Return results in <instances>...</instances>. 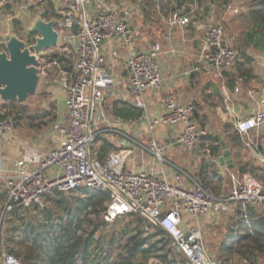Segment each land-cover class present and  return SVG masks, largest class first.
Wrapping results in <instances>:
<instances>
[{
  "label": "built area",
  "instance_id": "2783aa9c",
  "mask_svg": "<svg viewBox=\"0 0 264 264\" xmlns=\"http://www.w3.org/2000/svg\"><path fill=\"white\" fill-rule=\"evenodd\" d=\"M61 10L57 26L56 49L72 51V71L63 75L60 87L64 91L66 116L55 126L57 145L42 158L33 156L19 161L10 168L0 160V181L6 199L0 209L1 218L15 209L28 210L43 206V198L56 191L70 195L79 190L107 193L102 220L109 224L130 214L141 216L147 224L160 228L172 241L186 264H218L207 256L201 242L199 229L192 226L210 211L225 212L229 204L239 207L238 222L251 227L250 209L264 218V184L253 187L240 183L234 177L231 189L224 198L216 199L199 185L184 188L186 175H173V184L164 179L162 169L133 172L125 169L131 151L121 148L100 160L93 153L98 136L96 126L105 122L104 103L113 97L115 81L107 71L103 45L118 39L129 46L133 35L129 13L111 8L105 0H56ZM224 8V7H223ZM217 4L209 0V10L203 25L204 36L200 41V58L217 73L230 70L237 61V51L227 44L225 27L217 19ZM169 26H186L190 16L175 13ZM65 40L64 46L60 40ZM62 47V48H61ZM162 50L152 44L145 51H129L126 57V80L131 104L145 113L144 92L158 88L161 76L157 57ZM52 64L58 67L54 61ZM164 113L159 122L167 125L181 124L182 130L176 143L195 149L205 142V133L194 122L195 106L178 103L172 97L163 99ZM158 122H149L152 131ZM264 125V107L235 123L239 135H246ZM15 123L0 119V149L4 135L12 131ZM148 151L160 166L164 149L153 137L147 144ZM264 164V155L261 159ZM33 163L36 166H33ZM185 216L189 217L184 226ZM255 220V219H254ZM104 249V247H103ZM102 255L104 253L102 252ZM0 264H23L22 260L8 253L0 245Z\"/></svg>",
  "mask_w": 264,
  "mask_h": 264
},
{
  "label": "crops",
  "instance_id": "0c3cea01",
  "mask_svg": "<svg viewBox=\"0 0 264 264\" xmlns=\"http://www.w3.org/2000/svg\"><path fill=\"white\" fill-rule=\"evenodd\" d=\"M112 1L113 0H106V2L110 3L107 4L111 8L119 11H127L129 13L128 19L133 35V41L128 47L123 45L118 39L114 38L103 45V54L106 58L105 67L114 78L115 86L113 88V97L104 103L103 112L105 122L100 121L96 126L98 136L96 137L92 150L98 157L97 153L99 152L103 141L109 143L111 147L101 159L99 157L98 159L103 160L108 154L121 148H127L131 153L125 162L126 170L133 172H154L161 168L164 179L170 184H173V175L182 172L186 175L183 185L184 188H190L193 184H196L206 188L210 193L209 186L217 184L222 185L224 178L228 177L230 183L228 191L225 193L224 190H222L219 194L214 196L216 199L227 196L233 183L231 177H234L242 184L247 183V174H245L246 172L244 171L245 168L239 167H247L248 165H251L254 168L262 169L264 171V164L261 162L264 151L254 155L248 150L246 153L247 159L244 156H236L237 148L234 145L229 147L225 143V141H228L232 144L228 133L231 130V125L235 129V123L237 121L245 119L247 116L255 113L259 108L264 107V54L257 56L255 63L243 66L245 69L251 71L249 77L244 79L238 78L237 72H235V69L233 70V68L219 74L214 71V69L207 66L200 58V41L204 36L203 25L206 21L209 4L208 7L206 5V13H204L200 3H198L199 5L195 4L197 3L196 0L193 2L185 1L180 3V5H178L175 0H166L165 4H169L170 13L174 12L170 14L165 11L163 14V12H160L159 10H162L161 8L164 7V5L162 6L164 2H161L160 0H155L154 8H151V11L153 12L151 13L147 8L144 7L140 9L141 5H132L125 2V0L120 3H113ZM175 13L189 15L190 24L184 27L169 26L168 21ZM194 13L195 16H197L196 19L195 16H193ZM223 25L227 33V30L229 31V29H227L229 23L227 24V27L225 23ZM246 32L247 31H243L241 33V36L239 37L240 43L242 42L243 34ZM152 44H159L162 50L161 54L157 57L161 84L158 88H149L144 92L143 96L146 105L145 113L140 120L130 121L133 123H131L132 125L129 127V123L113 118L110 112V107L114 101L131 103L126 83L128 77L126 64L127 53L134 50L139 52L145 51ZM43 52H45V50H43ZM245 52L248 56H251L248 50L243 51V53ZM260 52H264V50ZM65 59H67L72 65V56L71 59ZM56 63L58 64L57 68L59 73L62 75H67V73L72 71V67L71 71L68 72L62 68L61 63ZM119 67L123 68L120 74L116 71ZM63 78L64 77L62 76L61 81ZM229 85L232 86L229 87ZM166 97H172L181 104H193L195 106L194 122L206 136L203 145L195 149L184 148L175 141L176 137L182 130V125H167L159 122V118L164 113L163 99ZM59 100L63 104V112L61 114L57 110V113L54 114L56 122L51 128V131L53 130L52 132L55 134L51 141L53 147L57 145V130L55 126L66 116V107L62 93L60 94ZM1 102L5 103L3 101ZM107 109L110 114L108 116L111 117V121L115 124H110L108 121ZM155 120L158 123L154 126L153 130L150 131L149 122ZM47 125L42 128L30 129L41 131L46 128ZM133 125H136V134L128 135L129 132H134ZM15 129L16 128L14 127L12 131L4 135L3 144L0 149V160L12 168L13 165L19 161L29 160L33 156H37L36 158H42L46 155L47 150L39 148V145L37 146L34 144L35 146H30L28 143H23L19 134L15 132ZM263 129L264 125L257 130H251L246 135H239L236 129L235 131L240 137L254 134H259L258 137H264ZM207 136L217 137L220 140L221 148L219 156H209V149L211 146H209L210 141ZM151 137L154 138L159 147L164 149L162 155L163 160L161 161L160 166L156 164L155 158L151 152L148 151L147 144ZM42 140V143L45 145L50 143L48 137H43ZM222 146H224L229 153V165L225 162L223 164L220 162L223 158ZM246 146L250 148L249 145L246 144ZM252 148H254V145ZM95 149L97 150L96 152ZM33 166H36V164L33 163ZM202 177H205L206 185L202 183ZM0 189L4 191L1 181ZM81 191L84 190H79L65 196L69 197L71 195H77L80 194ZM42 201V207L32 206L24 211L25 215L21 212L23 213L22 216L25 217L24 220L26 225H33L36 227L43 221V210H50L47 204L51 202L47 196H45ZM3 204L4 203L0 202V209ZM52 205L55 207L54 204ZM250 210V214L255 220V217L264 220L258 211L253 209ZM238 212L239 207L229 204L225 212L213 210L208 213H220L223 215L234 216V214H238ZM57 214L60 215L59 217H62V220L66 217L63 211H58ZM183 221L184 226H188L189 217L185 216ZM50 222L53 224L58 223V217H55V215L51 216Z\"/></svg>",
  "mask_w": 264,
  "mask_h": 264
},
{
  "label": "trees",
  "instance_id": "16d2710c",
  "mask_svg": "<svg viewBox=\"0 0 264 264\" xmlns=\"http://www.w3.org/2000/svg\"><path fill=\"white\" fill-rule=\"evenodd\" d=\"M175 1L180 5L185 1L195 0ZM247 2L248 17L252 26L243 34L242 47L236 50L237 61L233 67L238 78L242 79L251 75V71L243 67L251 63L249 56L243 51L248 48L256 51L264 50V0H247ZM43 18L47 17L44 15ZM239 58L242 59L240 63ZM52 61L61 63L64 70L71 71L72 65L64 57L53 55L50 62ZM110 112L114 119L125 122L138 121L144 115L142 109L123 101H114ZM21 113V110L13 107L12 115L6 114L2 107L0 119H10L16 124L22 119ZM48 116L49 113L42 115L44 119ZM49 120L48 118L38 125H31V128H42ZM207 137L211 146L209 156H219L220 140L217 137ZM110 147L109 143L103 141L97 153L98 157L101 159ZM201 181L205 184V177H202ZM52 194L47 195L49 201L66 216L62 220L60 215H56L58 217L56 224L50 222L53 216L51 209L43 210L44 219L36 227L25 224V217L22 216L23 213L25 215V210L15 209L7 215V228L0 237V244L8 253L22 260L23 264H152L153 258L160 263L171 264L169 261L173 245L171 239L160 228L147 224L141 216L130 214L123 217L130 221L118 231L115 228L105 229L107 223L102 220V213L109 199L107 193H92L84 190L69 197L58 191ZM4 201L5 193L0 189V202L4 203ZM15 221L20 222V225L16 226ZM263 221L258 219L252 224L255 235L259 237H264ZM252 235L248 233L237 235V241L241 244L248 238L252 241L258 239L257 236ZM253 250V248L243 249L241 253L247 252L246 254L252 255ZM182 260L183 264H186L183 257Z\"/></svg>",
  "mask_w": 264,
  "mask_h": 264
},
{
  "label": "rangeland",
  "instance_id": "374dc122",
  "mask_svg": "<svg viewBox=\"0 0 264 264\" xmlns=\"http://www.w3.org/2000/svg\"><path fill=\"white\" fill-rule=\"evenodd\" d=\"M121 1L123 0H113L112 2L120 3ZM160 1L164 2L162 4V6L164 5V7H162V10L159 11L163 12V14L165 13V11L170 13L169 4H165L166 0ZM125 2L130 3L132 5H141L140 9L145 7L151 13L153 12L151 11V8H154L155 0H125ZM196 2L197 3L195 4L200 3L203 8V12L206 13V5L208 7L209 0H201L199 2L198 0H196ZM216 4L218 6V11L216 15L217 19H221L222 23L226 24V27L229 23V26L227 27L229 31L227 30L226 33L227 44L233 50H239V47H242L239 41L241 33L243 31H248L252 26L251 21L248 17V2L247 0H216ZM222 6L224 8H222ZM60 10L61 8L57 4L56 0L0 1V52L5 51V38L7 37L9 39L11 37H14L18 41L23 42L25 44V48L29 50L30 55H33L37 59L39 63L38 70L40 73L37 89L32 96L27 97V99L21 103L18 101L2 103L0 101V108L3 107L6 111V114L10 115H12L13 107L18 110H21L22 119L16 122L15 132L19 134V137L23 143H28L30 146H35L34 144H36L37 146L39 145V148L47 150L46 153L50 149L54 148L53 143H51V141L54 138L53 136H55V134L52 132L53 130L51 131V128L52 125L56 122L54 114L57 113V110L61 114L63 112V104L59 100L60 94L62 93L64 97V91L60 87L61 77L63 75L59 73L58 68L55 67L50 61L52 60L53 55H61L62 57L71 59L72 51L67 45V49L65 51H63L62 49L52 48L49 50H45V52L41 51V53L38 55L34 52V50L31 49V47L35 45V39L38 34L35 31H28L39 19L46 23L54 21V29H57V26L59 25L57 23L60 22ZM173 12H171L170 14H172ZM195 13L193 14V16H195ZM44 15L47 18H43ZM196 18L197 16H195V19ZM64 44L65 40L62 39L60 41V45L64 46ZM247 50L251 54V56H249L251 60L250 64L255 63L257 56H261V54H264V52L255 51L251 48H248ZM241 61L242 59L239 58V63ZM122 69V67H119L116 70L117 73L120 74ZM55 105L57 106V108ZM108 111L109 110L107 109L108 121L110 122V124H115L111 121V117L108 116L110 115ZM44 113H49L48 118L50 119L47 123V127L42 129L45 131H35L34 129H30L31 125H38L41 121H47L48 118L44 119L42 117ZM127 123H129L128 126L130 127L132 125L131 123L133 122ZM135 128L136 125H133L134 132L130 133L128 131V135H135ZM228 133L232 144H230V142L228 141H224L229 147H232V145H234L237 148V153L235 154L236 156L239 155L238 157L244 156L247 158L246 153L248 150L251 151L254 155H257L258 153L264 151V137H258L259 134L240 137L236 133L232 125L231 130ZM43 137H48V141H50V143H47L46 145L42 143ZM246 144L249 145L250 148H248ZM253 145L254 148H252ZM96 151L97 150L95 149V152ZM239 168H245L244 171L246 172L245 174H247L246 182H252L253 187H259L257 185H259L260 183H264V171L262 169L254 168L251 165ZM229 186L230 183L228 177H225L222 185H211L209 186V189L212 195L216 196V194H219L222 190H224V192L226 193L229 189ZM48 204L47 206L49 207V209H51L53 215H55L56 217L59 211L58 208L53 207L51 203ZM206 215L201 218L202 220L200 219L198 221H192V226L196 227L197 229H200L201 242L208 257L215 260L218 264H264V237H259L255 235L254 228L252 226V224L254 223L253 221L259 219L258 217H255L256 220H254V218L250 216L249 218L251 227H247L248 225L243 226L242 223H239L237 221V214L231 216L223 215L220 213H208V215ZM7 219L8 217L6 215L1 218L0 214V236H2L3 232L7 228ZM129 221L130 220L126 218L118 219L116 223L114 221L112 223L107 224L105 229L110 230L115 228L118 231L122 229V227ZM15 224L19 225L20 222L15 221ZM231 229L234 231H232ZM247 233L250 235L253 234L252 236H257L258 239L252 241L251 238H248V240L242 241L240 244V242L237 241V235H246ZM239 245L242 246V248H240ZM251 248L254 249L252 251V255L250 253L246 254L247 252L244 251V253H241L243 249L248 250ZM169 261L171 262V264H183L181 255L177 251L176 247H174L173 245L171 247ZM151 263L163 264L154 258L152 259Z\"/></svg>",
  "mask_w": 264,
  "mask_h": 264
},
{
  "label": "water",
  "instance_id": "95a60500",
  "mask_svg": "<svg viewBox=\"0 0 264 264\" xmlns=\"http://www.w3.org/2000/svg\"><path fill=\"white\" fill-rule=\"evenodd\" d=\"M54 21L38 20L28 32L35 31L38 36L35 45L31 47L36 54L43 50L55 48L58 43V33L54 29ZM39 63L30 55L25 44L14 37L5 38V51L0 52V100L3 102H23L32 96L39 82ZM223 147V158L220 162L229 165V153ZM231 167V165H230ZM23 262V261H22Z\"/></svg>",
  "mask_w": 264,
  "mask_h": 264
}]
</instances>
